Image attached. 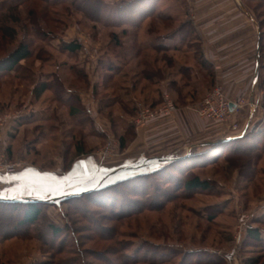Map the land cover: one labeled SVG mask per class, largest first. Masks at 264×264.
Listing matches in <instances>:
<instances>
[{"label": "rangeland", "instance_id": "rangeland-1", "mask_svg": "<svg viewBox=\"0 0 264 264\" xmlns=\"http://www.w3.org/2000/svg\"><path fill=\"white\" fill-rule=\"evenodd\" d=\"M2 1L6 3L0 6V60L22 41L30 46L32 57L18 73L0 76V179L10 183L0 197L49 199L74 194L99 185L103 178L98 176L110 177L111 173L97 174L99 170L112 172L149 155L145 144H134L131 137H126V148L121 149L119 137L125 134V125L137 128L133 120L140 110L164 101L163 79L145 87L146 82L134 75L144 68L165 70V54L146 50L155 34L176 27L162 21L166 11L158 7L156 18L134 28L117 18L115 2L120 0L103 1L102 19L93 12L97 6L83 9L89 0H0V5ZM238 2L258 24L264 54V0ZM30 12L35 15L33 22ZM150 27L155 34L149 37ZM8 28L15 31L14 37L4 32ZM73 41L82 45L77 55L61 50L62 44ZM190 63L205 83L206 73L194 61ZM109 75L111 79L104 81ZM56 78L66 93L80 96L88 109L84 116L94 120L92 126L70 116L67 103L55 101L51 91L39 100L33 97L35 85L52 84ZM174 79L180 85L190 81H181L178 75ZM255 93L261 106L258 120L245 129L244 106L221 128L241 137L228 144L234 150L242 155L254 150L259 156L252 167L243 169L241 158L232 166L223 156L194 170L210 181V189L188 193L158 177L144 181L126 172L114 179L133 180L128 182L130 188L105 189L106 180L95 193L73 203L68 199L47 203L32 228L1 232L0 264H245V260L264 264V244L246 241L249 228L260 229L264 239V151H256L264 144L260 138L264 137V90L257 87ZM225 95L249 105L248 99ZM16 119L20 120L15 123ZM199 120L203 128L210 126L207 135L219 129ZM233 124L238 125L236 132ZM7 130L14 137L7 136ZM26 170H31L27 173L31 179L21 178L23 193L9 188ZM52 226L59 229L57 234ZM111 231H117L113 238Z\"/></svg>", "mask_w": 264, "mask_h": 264}, {"label": "crops", "instance_id": "crops-1", "mask_svg": "<svg viewBox=\"0 0 264 264\" xmlns=\"http://www.w3.org/2000/svg\"><path fill=\"white\" fill-rule=\"evenodd\" d=\"M158 7L160 10L166 11V16L174 18L171 24L176 27L171 28L166 33H154L156 37L151 39L149 43H161L167 46L168 49L165 55L173 57L176 62L174 67L177 68V72L182 68L189 70L190 81L184 82L183 85L177 83L183 92L181 99L175 92V88L171 86V81L176 80L174 79L175 76H172V78L169 76L173 68L165 66V77L167 76L168 78L164 80V77L162 81H165L167 89L160 94L163 97L165 95H169L171 98L175 96L172 100L177 104L179 111L177 114L135 129L134 144L141 146L145 144L149 151H145V153L149 155L143 156L132 164L140 163L143 160L166 159L167 161L175 156H188L194 149V145L200 146L204 142L221 139L229 141L240 137L238 134L225 133V131L221 130L223 124L216 123L213 124H216L215 126L219 129L213 135H207L206 133L211 130L210 126V129L207 128L208 130L205 127L203 128V124L193 111L195 105L201 101L202 95L207 94L214 86H221L232 100H249L248 106L244 104L242 106V108L244 106V109L246 108L242 112L247 114L245 129L253 121L258 120L261 115L259 96L255 93L258 81L256 68L259 64L260 32L258 24L247 10L239 5L238 0H160L156 5V11ZM186 18L189 21H185ZM188 22L191 23L195 37L201 43L204 58L211 66L213 78L210 83H201V75L195 72L196 66L190 63L192 61L197 63V60L195 59L194 51L186 48L184 32L181 31L183 25ZM162 60L165 63L164 59ZM197 65L199 66L198 63ZM177 75L181 78L179 73ZM186 89L189 91H186ZM156 98H160V95ZM16 122L17 119L15 120ZM9 131H6L7 136L10 134ZM233 131L236 132V130ZM188 142L190 143L189 147L185 148ZM159 164L160 162H152L140 170L142 171L145 167L153 168ZM119 168H122V166ZM34 172L36 174V171ZM112 172L107 173V171L99 170L97 174L106 175ZM27 173H31V170L20 172L17 175L25 176L28 175Z\"/></svg>", "mask_w": 264, "mask_h": 264}, {"label": "trees", "instance_id": "trees-1", "mask_svg": "<svg viewBox=\"0 0 264 264\" xmlns=\"http://www.w3.org/2000/svg\"><path fill=\"white\" fill-rule=\"evenodd\" d=\"M20 0H18L19 2ZM160 0H121L120 2L115 4V14H117V18H119L121 23L129 24L130 26H133L134 28H139L138 26H143L144 23H146L147 20L150 18H156V5ZM244 1V0H243ZM248 1V0H247ZM250 1V0H249ZM4 1H2V6H5ZM93 3V5H92ZM103 0H89L87 1V7L83 4V9L88 8L90 6H97L96 9H94L93 12L97 13L101 18L100 8L103 6ZM92 9V10H93ZM96 10V11H95ZM30 17H32V22L34 21L35 15L33 12H30ZM29 17V18H30ZM102 19V18H101ZM17 20V19H16ZM163 22H173L174 18L172 16H166L162 20ZM37 25V24H36ZM151 28V27H150ZM38 34H40L41 28L39 26L37 27ZM4 32L10 34V36L14 37L15 31L13 29H3ZM155 30L151 28V30L148 31L149 34H147L149 37L153 36V33ZM181 31L184 32V42L185 46L188 50L194 51L195 59L197 60V63L199 64L200 68L203 69V71L206 73V77L208 80L206 82L210 83L212 82V70L210 64L207 62V60L204 58L202 50H201V43L197 40L195 37L194 30L192 29V25L190 22L183 25L181 28ZM137 32H140V29ZM155 33V32H154ZM139 40V39H138ZM140 42V41H139ZM259 76L257 81V87L258 89L264 90V79L262 78V72H264V54L262 51V34H259ZM118 45H120V42H117ZM141 43V42H140ZM61 50L63 52H67L71 55H77L81 49L82 45L78 41H73L70 43H64L61 45ZM167 46L161 44V43H154L150 46H148L146 51H153L155 54L163 53L165 54L167 52ZM32 57V50L30 49V46L25 42L22 41L18 43L17 47L10 52V54L0 60V76L8 75L11 73H18L21 69V64L29 60ZM165 66L170 68H175L176 62L174 61L173 57H168L167 55H164L163 57ZM110 71H113L112 67L109 65L108 68ZM142 73L135 74L136 78L141 77L145 82V87L150 84H155V82L159 83L162 79L165 77L166 71L163 69L160 70V68H153L151 70H148L146 68L143 69ZM120 72V71H119ZM181 75V81L182 80H188L189 77V70L186 68H182L177 71H171L169 76H176L177 74ZM84 76V75H83ZM111 79V76L109 75L108 78L103 77L104 81ZM156 83V84H157ZM155 84V85H156ZM171 86L174 87L175 92L178 94L179 97L183 96L182 90L178 87V84L175 81H171ZM96 88V87H94ZM51 91L54 95L55 101L59 103H67L69 108V114L70 116L74 117H80L83 118L82 121L90 123L92 126L94 120L89 117H85L84 115L87 114L88 109L83 108V105L81 104V99L77 94L73 93H66L65 88L60 82L59 79L56 78L55 82L51 83H41L38 85H35L33 88L32 94L33 97L37 100L42 98V96L48 92ZM68 94V95H66ZM147 100V99H146ZM159 104V103H158ZM158 104H152L151 107H156ZM132 114V113H131ZM129 114V115H131ZM30 118V117H28ZM20 119L17 120V122ZM123 121V120H122ZM16 122V123H17ZM84 122V123H85ZM125 134L119 137V143L121 149L126 148V137H131V140H133L136 137L135 129L132 125H125ZM14 131H17V126L15 125L13 127ZM128 134V135H126ZM12 137L14 135L10 134ZM260 136V135H258ZM263 140V135L260 136ZM241 137L235 138V140H239ZM259 138V137H258ZM234 140V139H233ZM233 140H216V141H207L202 143L197 148L195 147L191 154L188 156H175L172 158V160L163 159L161 160L160 164L153 168L145 167L140 170V173L136 174L134 178H140L141 180L146 181L150 177H158L159 179L166 180V182L173 183V185L178 186L183 190L184 193L188 192H203L210 189L211 184L210 181L203 179L201 176L196 174L194 172L195 169L204 167L205 165L213 164L218 162L223 156L224 158L230 163L232 166H236L239 162V158L245 159L243 161L242 168L246 169L248 167H252L255 161L258 159L259 156L254 155L253 151L252 153L244 154L242 155L241 152L234 150L231 145V142ZM234 140V141H235ZM264 142V141H263ZM81 145L77 146L78 153H82L83 149L81 148ZM261 146V147H259ZM231 148L233 151H230ZM223 150V151H222ZM264 151V144H260L257 146V152L258 151ZM222 151V152H220ZM255 151V152H256ZM217 152L219 153L218 155ZM226 152H228L227 155ZM225 153V154H224ZM236 158L233 160V158ZM130 177V178H132ZM122 179L116 183L110 184L105 189L115 188L118 186L121 187H127L128 182L130 183L133 180H127ZM133 179V178H132ZM173 181V182H172ZM147 186V185H146ZM103 191V190H102ZM94 192H89L86 194H83L78 197H72L69 198L66 202L73 203L83 197H88ZM47 203H36V202H1L0 201V235L1 232L10 231L11 229L15 228H32L37 224L39 219L41 218L43 214V206H45ZM54 234H57L59 232V229L56 226L51 227ZM117 231H111L112 238L115 237ZM252 240L256 244H264V239L262 238V233L260 229L258 228H249L248 232L246 234V241ZM100 254V255H99ZM97 257L102 256V253H97ZM245 264H252V261L245 260Z\"/></svg>", "mask_w": 264, "mask_h": 264}, {"label": "built area", "instance_id": "built-area-1", "mask_svg": "<svg viewBox=\"0 0 264 264\" xmlns=\"http://www.w3.org/2000/svg\"><path fill=\"white\" fill-rule=\"evenodd\" d=\"M232 104L234 105L233 108H231ZM242 106V103L231 101L225 95L223 88L218 85L207 93L203 100L193 108V111L204 121L226 124L231 121L232 116L235 115ZM178 111L179 108L171 100L170 96L165 95L161 105L140 110L138 115L134 118L133 124L139 128L145 124L177 114ZM237 127L238 125L236 124L232 125L233 130L238 129ZM8 171L11 172L13 170Z\"/></svg>", "mask_w": 264, "mask_h": 264}, {"label": "water", "instance_id": "water-1", "mask_svg": "<svg viewBox=\"0 0 264 264\" xmlns=\"http://www.w3.org/2000/svg\"><path fill=\"white\" fill-rule=\"evenodd\" d=\"M258 73H259V64L257 65V68H256V77L258 78ZM234 105L232 104L231 105V108H233ZM172 160V159H170ZM152 162H161V160H143L141 161L140 163H137V164H132V165H126L122 168H119L115 171H113L111 174H110V177L108 178H105V177H99L98 178H103V180L99 183V185L97 186H91V187H83V191H80V192H77V193H74V194H70V195H65V196H61L59 198H49V199H46V198H34V197H21V198H18V197H15V198H10V197H0V201L1 202H36V203H56L57 201H63L65 199H69V198H72V197H78V196H81L83 194H86V193H89V192H92L96 189H99L101 187H103L105 181L107 180V184L106 185H109V184H113V183H116L122 179H125V178H119V179H114V177L116 178L117 176L119 177V175L121 174H125L126 172H131V173H134V174H138L140 173V169ZM35 176V175H34ZM16 182L14 185L12 184L11 187L9 188H15L16 190L22 192L23 190V184H25L24 181H22L21 178H29L31 179L30 175L28 176H18L16 177ZM108 182H111V183H108ZM8 185L10 186V183H7V182H4L1 181L0 179V192L3 191L4 189L8 188ZM105 185V186H106ZM25 188V187H24ZM23 193V192H22Z\"/></svg>", "mask_w": 264, "mask_h": 264}]
</instances>
